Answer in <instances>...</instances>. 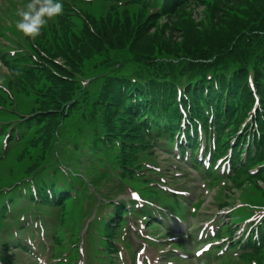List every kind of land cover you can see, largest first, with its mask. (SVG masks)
Instances as JSON below:
<instances>
[{"label": "trees", "instance_id": "trees-1", "mask_svg": "<svg viewBox=\"0 0 264 264\" xmlns=\"http://www.w3.org/2000/svg\"><path fill=\"white\" fill-rule=\"evenodd\" d=\"M195 1L194 5L196 7H203L204 8V18L206 22L204 24H199L206 28V34L207 37H210L211 40L214 41V48L217 49L218 53L223 52V54L226 55L227 60H240L243 64H247L249 62V59L251 57V48H254V43H257L259 46L260 51L264 55V38H261L258 36V34H254V32H261L264 31V0H192ZM233 2V3H232ZM241 4V5H240ZM186 4L183 6L185 7ZM183 7L179 10L174 12V17L178 20L179 28H177L175 25H172V28L170 31L176 32L174 34H182V38L184 41V44L187 46L197 45L198 41V34L196 32V29L199 25L193 20H185L183 17L185 16V13L182 11ZM117 14H115L116 16ZM176 15V16H175ZM250 15L251 18V25L246 28H243L245 25V22L242 21V19ZM209 20V23H208ZM93 23L96 25V23L93 21ZM128 28L124 29L121 27L123 24L121 21L111 23V26L104 27L105 29V35L110 40L109 36L111 35H117L119 41H120V47L124 46L125 39H129L132 36L133 29L129 25V18H127ZM206 26V27H205ZM97 27V26H96ZM169 25L166 26L165 29H168ZM141 29V28H140ZM138 37V40H135L132 44L133 52H136L137 50L138 54H144L147 52V50L144 48L149 43H152L153 39H166L168 38V35L165 36L163 31H156L151 32L149 29L142 28ZM80 32V33H79ZM76 33L75 31L68 32L70 37L66 41L65 45L63 46V55L68 61V65L71 66L73 69H76L77 64H80L82 60H85L87 57H89L90 53H92L95 49L103 48L102 46V40H100L101 43H99L95 38L93 34L89 32L87 27H84ZM246 33V34H245ZM124 35H127L126 38H123ZM239 35V37H236ZM151 38L150 40H148ZM97 41L96 47L92 46L90 47L89 44H94V42ZM167 47H171L173 44L171 41L167 40ZM196 41V42H195ZM195 42V44H194ZM199 40L198 47H200ZM132 43V42H131ZM216 43V44H215ZM110 49L115 48L112 44ZM146 44V45H145ZM220 49V50H219ZM153 52V51H152ZM209 52V51H208ZM208 52L202 54L204 55L203 58H205L208 54ZM149 54H146L145 56H148ZM63 72V71H62ZM65 73V72H63ZM236 78H238L236 76ZM18 78L14 77L13 83L17 85L18 91H27L26 85L24 82H17ZM263 79V80H262ZM27 82L30 83V81L26 78ZM256 80L260 89V93L263 97L264 95V71L260 75L258 72L256 73ZM67 91H71V87H66ZM58 101H61V98L58 97ZM58 114V113H57ZM50 115L48 116L46 120V133L50 134L51 131H53V125L56 123V121L59 119V115ZM39 140V139H38ZM34 145H37V140L34 141ZM33 147H24L20 150L17 159V162L27 161L26 159H34V151H32ZM39 162L45 163V157H43V153L41 157L37 160ZM40 164H36L32 166L31 171L38 168ZM247 178L248 177L247 175ZM249 182L254 186V188L261 191L256 186L255 179L249 180ZM51 184H53V181H51ZM238 188L242 189L243 184L241 182L234 184ZM51 186L49 184H44L40 186L39 192L40 197L42 200H47L46 190L48 187Z\"/></svg>", "mask_w": 264, "mask_h": 264}, {"label": "rangeland", "instance_id": "rangeland-1", "mask_svg": "<svg viewBox=\"0 0 264 264\" xmlns=\"http://www.w3.org/2000/svg\"><path fill=\"white\" fill-rule=\"evenodd\" d=\"M2 0H0V5ZM233 3V2H232ZM241 5V4H240ZM197 16V18L195 19V21L199 24H204L206 22L204 15L205 12L202 9H199L197 11V13L195 14ZM195 18V17H194ZM242 21L245 22V25L243 28H246L247 25L250 26L251 25V18L250 15L245 16ZM209 23V20H208ZM247 24V25H246ZM199 27H201V29H198ZM206 27V26H205ZM152 32V30H151ZM196 32L198 34V41H197V45H192V46H187L184 44L183 38H182V34H169V30H168V38L166 39H156V40H152V43H149L148 45H146L144 48L147 50L146 53L144 54H149L151 55L149 60H160L161 62H163V60L166 59H172V60H176L178 65V68L181 69V67L187 66V65H192L195 61H205V60H210L213 58H221V56L223 55V52L218 53L217 49L214 48L213 44L214 41L210 39V37H207L206 34V28L204 29V27L202 25H199L196 29ZM246 34V33H245ZM254 34H256V32H254ZM257 34H264V31H261ZM167 36V35H165ZM126 36H123V38H125ZM236 37H239V35H237ZM110 40H108L107 38V42L111 43L114 46H117L120 44V41L117 37V35L109 37ZM130 40L132 39L131 37L129 38ZM151 38H149L148 40H150ZM99 43L100 40L96 39ZM167 40L171 41V43L173 44L170 48L166 46L167 44ZM199 40H201L200 42V47H198V43ZM97 41L94 42V44H89L90 47L92 46V48L96 45ZM196 42V41H195ZM194 42V44H195ZM216 44V43H215ZM96 47V46H95ZM207 47L209 52L207 53L208 55L203 58V59H198L192 56L193 53H205L204 48ZM101 49V48H100ZM125 50H128L129 47L125 48ZM121 51H116V52H109L108 55L106 56H97L99 52L96 53H90L89 58L91 59L89 61H85L82 60L80 62V64H77V70L79 69V67H83V65L86 63L89 66H91V68H93L95 65H98L100 67H102L103 69H105V72H124V71H131L133 73H141V68L146 69L147 64L145 63H134L133 59H132V53H130V51L127 52H123L122 49H119ZM220 50V49H219ZM136 52H138L137 50H135ZM153 51V52H152ZM207 52V51H206ZM251 57L249 59V62L247 63V66L249 69H256V65L257 63L261 60V58L257 55L256 51L254 48H251ZM153 54V55H152ZM87 59V60H88ZM84 63V64H83ZM145 65V66H144ZM236 66H241L240 64L236 63ZM243 66V65H242ZM140 68V69H139ZM7 73L6 72V68H4L2 65H0V76H2L3 74ZM88 76H90L92 73V71L88 68L87 70ZM69 78V77H68ZM32 151H34L35 155H34V159L33 161H37L38 160V155L41 153V147H36L34 149H32ZM24 167V165H23ZM12 177H15L13 179H21L24 176V172L21 173V171H17L16 173L12 174ZM0 183H1V179H0ZM7 184H4L3 186H6ZM254 188V186H252ZM255 190L259 191L258 189L254 188ZM242 190H245V188L243 187ZM261 193H263V190L261 188ZM219 192L217 190H213V197L218 199L217 195ZM131 194L129 193H125V194H121L120 195V199L122 198H126L129 197ZM221 196H224L221 194ZM208 201L212 200L211 195H209L208 197ZM231 198V197H230ZM208 202H205V206H207ZM86 205L93 211H97L99 212V208H98V202L96 199L94 198H89L88 201L86 202ZM209 208L213 209V206H210ZM149 254L151 256L155 255V257L157 259H159V256L157 255L156 251L153 250H149Z\"/></svg>", "mask_w": 264, "mask_h": 264}, {"label": "clouds", "instance_id": "clouds-1", "mask_svg": "<svg viewBox=\"0 0 264 264\" xmlns=\"http://www.w3.org/2000/svg\"><path fill=\"white\" fill-rule=\"evenodd\" d=\"M62 13L60 0H29L24 8L19 11V19L16 28L24 36L34 37L39 34L48 18L55 17Z\"/></svg>", "mask_w": 264, "mask_h": 264}]
</instances>
